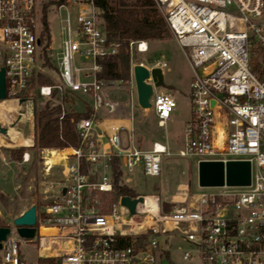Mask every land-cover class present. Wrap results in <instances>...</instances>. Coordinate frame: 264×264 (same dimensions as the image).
<instances>
[{
    "label": "built area",
    "instance_id": "1",
    "mask_svg": "<svg viewBox=\"0 0 264 264\" xmlns=\"http://www.w3.org/2000/svg\"><path fill=\"white\" fill-rule=\"evenodd\" d=\"M43 1L0 0V67L5 68L7 95L19 100L36 93L57 100L60 119L71 111L66 94L88 95L93 116L76 124L80 146L72 147L62 179L53 183L57 190L52 201L40 215L36 211V236L24 238L17 226L8 225L0 264H264V0H154L179 45L189 49L193 72L192 117L176 155L194 157L197 164L250 160L251 183L210 187L216 190L196 193L186 207L166 212L158 196H131L143 197L134 214L121 204L122 196L113 199V158L120 160L128 184L136 170L160 176L162 157L172 153L161 142L140 148L123 125L113 126L102 146L99 112H121L122 105L106 88L126 83L136 91L135 64L149 70L167 64L137 61L135 54L148 52L149 42L131 40L129 79H99L98 59L116 52L120 44L109 40L96 0H65L52 5L62 37L58 79L39 84V74L53 63L51 38L48 43L38 25ZM77 57L90 62L77 65ZM147 81L153 84L151 109L164 124L177 102L157 91L152 79ZM23 158L27 161L29 153ZM45 163L52 167L47 156ZM149 196L156 211L147 206ZM20 243H32L39 260L27 262Z\"/></svg>",
    "mask_w": 264,
    "mask_h": 264
},
{
    "label": "rangeland",
    "instance_id": "2",
    "mask_svg": "<svg viewBox=\"0 0 264 264\" xmlns=\"http://www.w3.org/2000/svg\"><path fill=\"white\" fill-rule=\"evenodd\" d=\"M113 1L110 0V2ZM44 3L43 1V16L38 25L43 27V17L46 16L50 29L53 63L45 73L40 74L54 81L58 79L57 62L62 40L60 20L52 6L45 7ZM73 20L76 26L75 16ZM147 41L149 42V51L137 53L135 56L137 61H143L149 65L155 61L166 62L167 66L163 69L164 84L156 87V90L165 91L175 98L177 105L170 118L164 124H160L152 109H143L138 105L136 91L126 83L113 84L107 88L110 98H116L122 104V112L131 111L133 141L137 146L149 149L154 141L170 143L172 154L162 157L160 176H146L140 170H136L130 175L128 182L134 196H158L161 209L166 212L186 207L196 193L210 192L216 189L198 185V164L194 157L176 155L183 144L185 125L192 117L191 83L193 72L187 57L189 49H183L170 30L164 39ZM89 62V59L76 58V64L80 66L89 64ZM38 82L44 84L39 81V78ZM66 96V101L71 102L72 111H83L85 108V103L79 96L86 98L89 102L92 101L88 95L71 96L66 94ZM31 98L28 100L29 103L28 101L20 103L19 100L12 102L13 108L17 111L16 114H12L13 108L10 107L8 101L0 100V123L11 127L13 132L15 131L14 136L7 139L6 143L4 142L5 145L3 141H0V221L3 225H10L11 228L15 227L13 218L32 204L37 205L39 215L42 213L43 207L54 198L57 185L53 187V183L61 180L63 161L72 159L70 153L66 154L63 159H57L60 156L57 150L52 149L50 152L39 147L35 108L38 110L43 108L47 99L36 93ZM6 100H10V98ZM56 102L57 100H52V103ZM23 136L27 140V145L23 144ZM106 138L104 133L101 137L102 146L107 144ZM18 146H25L29 153L27 161L23 157L19 161L10 156L9 149ZM46 156L48 158L50 156L49 162L52 164L50 169L46 167ZM125 178L124 176V182H126ZM39 225L36 223L35 226L38 228ZM42 231L54 230L43 228ZM12 237L18 238L19 235L13 233ZM181 243L185 244L184 241ZM32 246V243H20L22 255L27 262L39 260L38 251Z\"/></svg>",
    "mask_w": 264,
    "mask_h": 264
},
{
    "label": "trees",
    "instance_id": "3",
    "mask_svg": "<svg viewBox=\"0 0 264 264\" xmlns=\"http://www.w3.org/2000/svg\"><path fill=\"white\" fill-rule=\"evenodd\" d=\"M65 0H44L46 6H58ZM101 8L105 30L110 41L120 44L118 50L98 59L102 68L97 71V77L103 80L126 81L130 77L131 55L129 43L131 40L164 39L168 35L169 28L164 17L160 14L154 0H96ZM48 43L50 42V29L46 16L43 17V32ZM52 65V64H50ZM41 83L53 81L43 74H39ZM23 95L18 96L19 98ZM11 98L7 95L6 99ZM53 99L45 101L43 108H35V116L38 129V145L41 148H55L66 150L70 147L80 146L81 138L76 124L82 118L93 116V110L88 102H85L83 111H69L60 119L61 106L52 103ZM67 96L64 97V101ZM10 156L18 159L23 157L24 146L9 149ZM114 199L129 195L134 197V192L124 182V171L120 160L113 158ZM0 226L3 223L0 221Z\"/></svg>",
    "mask_w": 264,
    "mask_h": 264
},
{
    "label": "water",
    "instance_id": "4",
    "mask_svg": "<svg viewBox=\"0 0 264 264\" xmlns=\"http://www.w3.org/2000/svg\"><path fill=\"white\" fill-rule=\"evenodd\" d=\"M134 80L136 87L137 103L143 109H151L152 104L150 98L153 94V84L148 79L154 81V86L159 87L164 84V71L162 68L155 67L149 70L145 65L137 63L133 67ZM7 98V87L5 78V68L0 67V100ZM30 100L27 97L19 98V102L23 103ZM8 127L0 123V134L8 136ZM251 183V161L250 160H200L198 163V185L200 187H218L223 185L229 186H245ZM65 192V188L63 189ZM132 198L129 195L121 197V204L129 209L131 214L135 213L136 205L142 201ZM37 205L32 204L26 208L21 214L13 218V224L17 226V231L24 238H34L37 233ZM10 226H0V247L2 241L7 238L10 233ZM57 246V243H54Z\"/></svg>",
    "mask_w": 264,
    "mask_h": 264
},
{
    "label": "crops",
    "instance_id": "5",
    "mask_svg": "<svg viewBox=\"0 0 264 264\" xmlns=\"http://www.w3.org/2000/svg\"><path fill=\"white\" fill-rule=\"evenodd\" d=\"M90 76H86L85 77V79H88ZM106 91H107V93L110 95V93H109V91H108V88H106ZM83 96V95H82ZM79 98H81L82 100L81 101H83L84 103L85 102H88V103H90L86 98H84V97H80L79 96ZM112 99H114L115 101H118V99H116V98H112ZM6 100V99H5ZM9 101H11V104H13L12 102H14L15 100L14 99H10ZM122 105V104H121ZM99 121H98V127H99V129H100V131H101V134H99V139L102 141V139H101V137H103V135H104V133L106 134V136L108 135V133H110L111 131H112V128H113V126H115V125H123V126H125V128H126V131L124 132L125 134L126 133H131L132 134V137H133V118H132V115H131V111H129V112H126V113H124V112H122V110H121V112L119 113H112V114H108V112H106V111H102V113L100 112L99 113ZM2 125H4V126H7V125H5V124H2ZM8 127V126H7ZM8 132H9V135L8 136H5V135H2V134H0V141H3V144H4V142L6 143L7 141V139H10L11 138V136H14V132H13V129H11V127H8ZM23 139H22V141H23V144L24 145H27V140H26V138L23 136L22 137ZM154 142H158V141H154ZM154 142H153V144H154ZM0 145H1V142H0ZM5 145V144H4ZM166 145H168V147H169V145H170V143L169 144H166ZM153 146V145H152ZM152 146H151V148H152ZM18 147H20V146H18ZM25 147V146H24ZM170 148V147H169ZM11 149V148H10ZM52 149H54V150H57V152H59V157L57 158V159H63V157L66 155V154H69L70 152H71V150H72V147H70V148H68V149H66V150H58V149H55V148H43V150H46V151H50L51 152V150ZM150 149V148H149ZM25 152H27L26 151V149H25V151H24V153ZM23 153V154H24ZM64 153V155L62 156V154ZM3 158H4V154H3ZM49 159H50V156H49ZM56 161V160H55ZM66 162V160H64L63 161V163H62V165L64 164ZM51 163V162H50ZM61 175H62V171H61ZM61 179H62V177H61Z\"/></svg>",
    "mask_w": 264,
    "mask_h": 264
},
{
    "label": "bare ground",
    "instance_id": "6",
    "mask_svg": "<svg viewBox=\"0 0 264 264\" xmlns=\"http://www.w3.org/2000/svg\"><path fill=\"white\" fill-rule=\"evenodd\" d=\"M5 101H8L9 104H10V107L13 108L12 104H11V101L9 100H5ZM29 103V101H28ZM23 105V104H22ZM29 106V105H28ZM23 107V106H22ZM25 108V107H24ZM5 112V111H4ZM17 111L13 108V111H12V114H16ZM64 155V153L62 154V156ZM147 206L151 208V211H156L158 206L156 204V202L151 198V197H148L147 199ZM54 230V229H53ZM44 253V252H43Z\"/></svg>",
    "mask_w": 264,
    "mask_h": 264
}]
</instances>
